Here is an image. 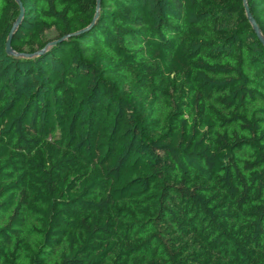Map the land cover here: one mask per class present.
Instances as JSON below:
<instances>
[{
	"label": "trees",
	"instance_id": "trees-1",
	"mask_svg": "<svg viewBox=\"0 0 264 264\" xmlns=\"http://www.w3.org/2000/svg\"><path fill=\"white\" fill-rule=\"evenodd\" d=\"M0 264H264L244 0H0Z\"/></svg>",
	"mask_w": 264,
	"mask_h": 264
},
{
	"label": "water",
	"instance_id": "water-1",
	"mask_svg": "<svg viewBox=\"0 0 264 264\" xmlns=\"http://www.w3.org/2000/svg\"><path fill=\"white\" fill-rule=\"evenodd\" d=\"M17 1L19 2V0H17ZM98 5H99V0H98ZM244 7H245V11H246L247 18H248V20L250 21V23H251V25H252V27H253V29H254V31H255L257 37H258V39H259L260 42L264 45V37L262 36V34H261V32H260V30H259L257 24L255 23L254 19L252 18L251 14H250V11H249V9H248V7H247V4H246V0H244ZM20 11H21L20 16H19V18H18L16 24L13 26V28H12V30H11V32H10L9 38H8V40H7V42H6V53H7L8 55H15V53H14V51L12 50V47H11V38H12V34H13V32H14V30H15L17 24H19V22L22 20V17H23V14H24L21 5H20Z\"/></svg>",
	"mask_w": 264,
	"mask_h": 264
}]
</instances>
